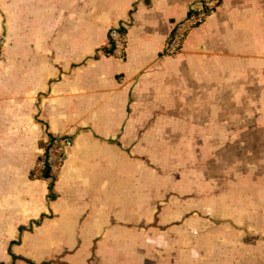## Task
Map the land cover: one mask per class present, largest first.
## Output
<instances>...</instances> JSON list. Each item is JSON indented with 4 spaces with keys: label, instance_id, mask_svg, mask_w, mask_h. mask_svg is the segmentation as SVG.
I'll return each mask as SVG.
<instances>
[{
    "label": "crops",
    "instance_id": "1",
    "mask_svg": "<svg viewBox=\"0 0 264 264\" xmlns=\"http://www.w3.org/2000/svg\"><path fill=\"white\" fill-rule=\"evenodd\" d=\"M0 40V264H264V0H0Z\"/></svg>",
    "mask_w": 264,
    "mask_h": 264
},
{
    "label": "built area",
    "instance_id": "2",
    "mask_svg": "<svg viewBox=\"0 0 264 264\" xmlns=\"http://www.w3.org/2000/svg\"><path fill=\"white\" fill-rule=\"evenodd\" d=\"M210 9L211 6L206 1L198 2L193 6L187 15L174 25L172 31L167 36L162 52L166 55L176 54L181 49L187 35L206 20ZM126 47L127 35L125 27L119 23L112 25L108 30L105 54L122 59L125 57ZM72 143L73 139L68 134H54L47 137L31 176L33 178H55L65 163L68 149Z\"/></svg>",
    "mask_w": 264,
    "mask_h": 264
},
{
    "label": "rangeland",
    "instance_id": "3",
    "mask_svg": "<svg viewBox=\"0 0 264 264\" xmlns=\"http://www.w3.org/2000/svg\"><path fill=\"white\" fill-rule=\"evenodd\" d=\"M0 58H1V56H0Z\"/></svg>",
    "mask_w": 264,
    "mask_h": 264
}]
</instances>
